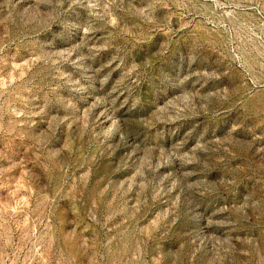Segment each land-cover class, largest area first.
Masks as SVG:
<instances>
[{"label":"rangeland","instance_id":"1","mask_svg":"<svg viewBox=\"0 0 264 264\" xmlns=\"http://www.w3.org/2000/svg\"><path fill=\"white\" fill-rule=\"evenodd\" d=\"M0 264H264V0H0Z\"/></svg>","mask_w":264,"mask_h":264}]
</instances>
